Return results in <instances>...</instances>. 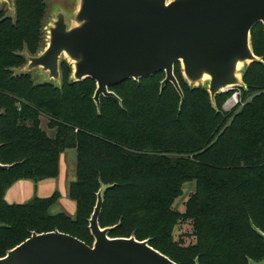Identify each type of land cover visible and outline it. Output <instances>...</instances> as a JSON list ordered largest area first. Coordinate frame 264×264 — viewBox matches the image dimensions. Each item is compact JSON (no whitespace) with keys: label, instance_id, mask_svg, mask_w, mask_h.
Returning a JSON list of instances; mask_svg holds the SVG:
<instances>
[{"label":"trees","instance_id":"16d2710c","mask_svg":"<svg viewBox=\"0 0 264 264\" xmlns=\"http://www.w3.org/2000/svg\"><path fill=\"white\" fill-rule=\"evenodd\" d=\"M16 23L0 10V258L31 233L59 231L91 246L88 220L103 192L100 228L110 238L148 240L176 264H250L264 261V27L250 32L260 62L245 67L242 87L215 96L174 76L160 88L164 73L110 87L119 101L92 97L94 80L68 81L60 65L61 87L33 84L28 74L10 70L24 64L18 51L34 54L40 43L43 0H13ZM239 91L229 112L224 103ZM47 121L48 136L41 127ZM76 153L75 180L68 198L73 217L50 214L59 194L8 204L4 195L17 181L38 183L59 174L60 155ZM187 183L194 190L184 211L174 208ZM185 226L189 233L175 238ZM184 237L190 238L185 244Z\"/></svg>","mask_w":264,"mask_h":264},{"label":"water","instance_id":"95a60500","mask_svg":"<svg viewBox=\"0 0 264 264\" xmlns=\"http://www.w3.org/2000/svg\"><path fill=\"white\" fill-rule=\"evenodd\" d=\"M0 2L14 12L13 0ZM257 24L264 27V0H76L69 20L56 10L45 47L37 55L25 54L20 73L37 69L46 81L58 84L65 59L72 82L94 80L92 100L99 109L101 96L119 101L110 87L161 72L160 88L171 84L182 103L174 76L179 63L189 86L206 83L214 105L216 95L242 87L245 67L260 62L250 43ZM8 167L0 164V169ZM105 189L97 192L88 220L91 246L59 231L33 232L0 264H176L148 240L108 237L111 228L98 225Z\"/></svg>","mask_w":264,"mask_h":264},{"label":"rangeland","instance_id":"374dc122","mask_svg":"<svg viewBox=\"0 0 264 264\" xmlns=\"http://www.w3.org/2000/svg\"><path fill=\"white\" fill-rule=\"evenodd\" d=\"M45 4V14L42 19V29H41V36H40V43L38 45L37 50L34 52V54H31L25 46L21 50L18 51V57H21L24 59V64H22L18 68H12L10 71L13 72L14 75H20V71L23 69V67L26 65L27 61L25 58V54L34 56L37 55L46 45V36H47V31L46 28L49 26L51 20L53 19V15L55 14L56 10H62L67 19L69 20V17L73 13L75 7H76V0H43ZM0 10L4 12V18H8L11 20L12 24L16 23V14H15V9L14 12H10V10L7 7V4L5 2H0ZM61 63H65L68 68H69V75H68V81H71V73H72V68L71 65L65 60L61 59L60 64H59V72H60V65ZM245 69V68H244ZM241 71L243 75V71ZM181 71V70H180ZM30 80L33 82V84H52L54 87H61V79L62 75L60 73V82L58 84H54L52 81H46L45 77L43 74L39 73V71L32 70L28 73ZM182 76V74H181ZM183 77V76H182ZM204 83L203 85H205ZM242 89L246 92L247 89L245 85H242ZM240 92H239V98H240ZM235 108V107H234ZM229 112V111H228ZM46 123L47 121L45 118H41V127L46 131L48 136L52 135V132L47 130L46 128ZM75 157L76 153L74 150H67L63 153V155L60 157V162H59V174L58 176L49 181L53 189L49 194H44L45 196H49L53 194L54 192H57L59 194V199L57 203L50 209V214H56L59 212H62L61 206L64 207V211L68 214L71 215L70 208L66 204H70V200L67 196V190L69 184L75 179ZM73 167V170H72ZM37 184V183H34ZM194 190V184L193 183H187L183 186L182 188V195L177 198L174 202V208L179 211L183 212L184 211V203L187 200L189 194ZM44 196V197H45ZM28 202V201H27ZM22 203V202H21ZM26 203V202H25ZM65 205V206H64ZM189 231L185 226H182L180 229L176 231L175 238H178L180 234H187ZM183 239L185 240V244L190 242V238L184 237ZM250 264H264V261L261 263H254L250 262Z\"/></svg>","mask_w":264,"mask_h":264},{"label":"crops","instance_id":"0c3cea01","mask_svg":"<svg viewBox=\"0 0 264 264\" xmlns=\"http://www.w3.org/2000/svg\"><path fill=\"white\" fill-rule=\"evenodd\" d=\"M62 155L63 153L60 155V157ZM59 162H60V159H59ZM75 168H76V157H75ZM72 170H73V167H72ZM51 180L53 179H46V180L38 182L37 184H34L32 181H28V180L17 181L6 191L4 195V199L8 204H23L31 200L35 196L38 198L49 197L52 194L49 196H45L44 194H49L52 191L53 189L52 185L48 184L50 183L49 181ZM67 196H68V190H67ZM69 203L70 204H66V205L69 206L71 215L64 211L63 206H61V210H63L61 213H65L68 216L73 217L75 214V209H76L75 203L71 200Z\"/></svg>","mask_w":264,"mask_h":264},{"label":"built area","instance_id":"2783aa9c","mask_svg":"<svg viewBox=\"0 0 264 264\" xmlns=\"http://www.w3.org/2000/svg\"><path fill=\"white\" fill-rule=\"evenodd\" d=\"M239 91H236L223 105L225 112L231 111L234 107L239 105Z\"/></svg>","mask_w":264,"mask_h":264}]
</instances>
